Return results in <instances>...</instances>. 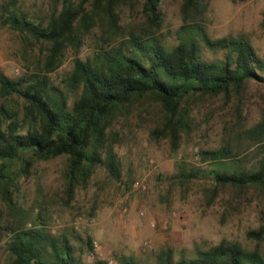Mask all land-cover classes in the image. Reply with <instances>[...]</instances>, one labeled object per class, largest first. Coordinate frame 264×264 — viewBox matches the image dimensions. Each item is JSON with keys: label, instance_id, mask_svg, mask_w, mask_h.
<instances>
[{"label": "trees", "instance_id": "16d2710c", "mask_svg": "<svg viewBox=\"0 0 264 264\" xmlns=\"http://www.w3.org/2000/svg\"><path fill=\"white\" fill-rule=\"evenodd\" d=\"M208 2L181 0L178 42L166 48L157 34L163 19L160 0H57L60 7L35 20L0 0L1 25L47 47L36 59L38 73L0 74V197L21 228L8 244L7 264H80L67 240L56 242L42 227L25 228L27 212L11 195L36 162L60 156L66 157L63 178L70 198L98 165L119 179L114 149L119 137L109 129L135 107H155L150 136L167 139L176 150L192 128L194 101L221 96L232 104L237 120L224 128L218 147L200 153L210 172L208 202L223 191L236 198L250 189L264 193V94L259 120L248 127L240 122L249 83L264 91V58L242 35L211 37L204 23ZM138 13L143 17L139 24ZM92 31L98 34L97 50L85 60L74 58L63 89L53 86L46 73L60 65L66 48L75 51ZM204 50L222 56L206 60ZM195 175L194 170L180 172L184 181ZM2 217L0 209V223ZM246 236L264 240V217ZM157 264H264V251L221 239L175 261L166 250Z\"/></svg>", "mask_w": 264, "mask_h": 264}, {"label": "rangeland", "instance_id": "374dc122", "mask_svg": "<svg viewBox=\"0 0 264 264\" xmlns=\"http://www.w3.org/2000/svg\"><path fill=\"white\" fill-rule=\"evenodd\" d=\"M2 1L33 20L60 7L55 5L57 0ZM180 5L181 0H160L163 19L157 34L166 48L178 42ZM142 18L135 14L137 24ZM204 20L211 37L242 35L264 58V0H209ZM97 38L92 31L75 51L70 47L64 50L60 65L46 73L53 86L64 88L63 79L74 58L92 56ZM46 48L0 23V74L13 78L38 73L36 59L44 56ZM221 56L203 51L206 60ZM263 92L257 83H249L241 126L259 120ZM194 102L192 128L181 136L176 150L167 139L156 141L150 136L158 115L153 105L135 107L116 118L109 130L119 137L114 148L120 160L119 179L98 165L86 183L74 188L71 198L63 178L66 157L36 162L11 195L14 204L27 212L25 228L42 227L56 242L67 240L80 264H157L166 250L175 261L181 255L192 257L198 249L221 239L264 251V240L256 242L246 236L264 217V193L250 189L236 198L223 191L212 202L205 193L210 172L200 153L218 147L225 137L224 128L236 123L232 104H226L221 96ZM183 169L194 170L195 177L184 181L180 176ZM0 209V264H7L8 244L21 228L16 227L1 197Z\"/></svg>", "mask_w": 264, "mask_h": 264}, {"label": "built area", "instance_id": "2783aa9c", "mask_svg": "<svg viewBox=\"0 0 264 264\" xmlns=\"http://www.w3.org/2000/svg\"><path fill=\"white\" fill-rule=\"evenodd\" d=\"M135 183H136V182H135ZM135 183H134V185H138L137 183H136V184H135ZM145 244H146V243H145Z\"/></svg>", "mask_w": 264, "mask_h": 264}]
</instances>
